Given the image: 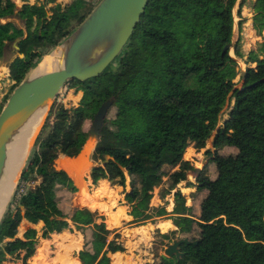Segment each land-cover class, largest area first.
Listing matches in <instances>:
<instances>
[{
  "label": "trees",
  "instance_id": "obj_1",
  "mask_svg": "<svg viewBox=\"0 0 264 264\" xmlns=\"http://www.w3.org/2000/svg\"><path fill=\"white\" fill-rule=\"evenodd\" d=\"M21 1L19 7L15 0H0V60L6 46L17 43L8 77L14 84L0 112L33 66L96 8L89 0ZM245 3L150 0L128 46L103 75L68 85L78 84L75 95L82 93V98L76 106L60 104L49 130L35 143L0 226V264H29L35 256L38 231L22 229L19 234L25 221L43 223L44 240L71 226L83 235L78 260L63 255L59 264H113L110 255L127 251L118 230L108 229L105 215L88 207L102 203L103 197L88 193L86 184L58 168L61 156L81 153L92 109L98 111L111 98L115 104L92 155L95 162H103L106 155L110 161L93 170L94 186L107 180L122 187L135 223L172 220L177 230L158 231L161 245L169 246L177 234L197 242L182 244L179 260L161 255L155 244L158 256L152 264H264V0L253 5V25L263 42L245 59L242 76L230 52L234 47L242 57L239 45L233 44L234 11L239 5L241 30ZM211 139L214 151L207 149ZM191 146L205 150L210 160L199 172L185 159ZM197 172L192 183L189 174ZM182 183L195 189L190 206L179 188ZM157 189L162 204L154 207ZM61 195L79 205H64ZM171 196L174 206L169 211Z\"/></svg>",
  "mask_w": 264,
  "mask_h": 264
},
{
  "label": "water",
  "instance_id": "obj_2",
  "mask_svg": "<svg viewBox=\"0 0 264 264\" xmlns=\"http://www.w3.org/2000/svg\"><path fill=\"white\" fill-rule=\"evenodd\" d=\"M149 1L101 0L85 21L46 55L53 56V67L48 71L35 73L46 57L44 56L12 91L0 112V184L8 162L9 147L22 131L33 119L41 118L42 123L34 137L33 148L29 155L31 156L40 131L61 93L71 82L85 83L103 75L128 46L135 29L146 12ZM229 50L230 46H227L225 52ZM245 73L246 71H242L241 75L244 76ZM114 104L115 98H111L100 106L93 117L83 150L78 156L68 157L69 159H76L87 148L89 149L88 153H91L90 157H92L101 142L106 120ZM29 159L30 157L20 173L19 180ZM109 161L110 157L104 156L101 167H105ZM98 166L91 167L88 177ZM198 172L195 174L196 176ZM18 184L19 182L0 221V226ZM182 244L197 245V242H191L188 238L175 239L164 250V256L168 258L175 256L178 260L181 259L183 253L180 252V246ZM110 257L113 256L110 255Z\"/></svg>",
  "mask_w": 264,
  "mask_h": 264
},
{
  "label": "rangeland",
  "instance_id": "obj_3",
  "mask_svg": "<svg viewBox=\"0 0 264 264\" xmlns=\"http://www.w3.org/2000/svg\"><path fill=\"white\" fill-rule=\"evenodd\" d=\"M37 0H29L30 3H35ZM59 2L63 4H68L72 0H58ZM93 2L96 6L99 4L101 0H89ZM245 6L242 9V16L246 19L245 23L241 26V32L242 34L238 33V26L237 24L240 21V18L238 17V8L239 5L235 8L234 11V18H235V30H234V38H233V44L239 45V51L242 54V57H239L235 53L234 47L231 49L230 54L232 53L237 57L238 63H241V71H246V64H245V59L249 55L251 51H257L261 43L263 42V37H259V33L257 34L256 32L251 31V26L253 25V5L255 0H245ZM15 2L18 4L19 7L23 5L21 0H15ZM258 10V9H256ZM12 21L18 26V27H24L23 23L19 19H12ZM3 22H6L4 20ZM254 27V26H253ZM247 33V34H246ZM264 33V32H263ZM246 34V35H245ZM244 35L249 41V47L243 48V38ZM244 49V50H243ZM17 43L15 44H9V46H6L4 56L1 59L3 63L6 62H11L16 56H17ZM48 57V56H46ZM5 73V70L0 69V77L3 78V74ZM1 84L4 88L2 92L6 91V95L10 92V89L12 85L14 84L8 78H4V81L1 79ZM77 89H81V87L78 84H73L71 87H66L65 91L63 94L60 96L59 100L55 103L54 107L52 108L51 114L48 117L45 125L42 127L40 134L38 137H40L42 134H46L47 131L49 130V126L47 124L50 122H54V118L52 117V113L58 108L60 104L67 105V106H76L79 100L81 99L82 93H79L78 95H75V91ZM4 95V97L6 96ZM4 98L2 97V103H3ZM0 104V107L2 105ZM227 110L228 107L225 108L224 114L222 119L224 120L227 117ZM97 112V109H92L91 112V120H88L86 123V131H89L90 127L92 126V121L93 117L95 116ZM110 114V113H109ZM110 116V115H109ZM222 123V122H221ZM48 124V125H49ZM33 148V147H32ZM207 149L213 150V139H211L208 142ZM235 151V150H234ZM86 152V151H85ZM85 152L82 153L79 157H77L76 160L70 161L66 156H61L58 158V168L65 169L72 177H74L78 182L81 183V185L85 186L86 184V191L88 193H92L93 196H96V189L93 188L92 185L93 182L90 178L88 177V172L90 171L91 167L93 165H102V160L95 162L91 156V153H88L85 155ZM221 153H225L224 149L220 150ZM231 153L232 150H229ZM188 154L185 155V158L190 159V161L193 163L194 167L196 169H203V167L207 164H209V159L205 154V150L201 151V155H198L196 157L193 156V152L189 151L187 152ZM197 153V152H196ZM30 155V154H29ZM32 155V154H31ZM193 156V160L192 159ZM30 157V156H28ZM28 160V158H27ZM56 160V161H57ZM27 163V161H26ZM25 163V164H26ZM209 176L213 175V169L209 170L208 173ZM85 176L87 180H85V183L82 181V177ZM196 175L194 173L189 174V181L192 183H196ZM19 182V181H18ZM104 186L101 188V191L105 193V197L103 198L102 203H96L93 206H88L92 209H99L104 215L107 217V225L108 227H111L109 229L113 230L114 226H117L118 232L121 234L122 237V242L124 246L126 247L127 251L124 254H116L112 257L113 259V264H152L155 259V254H156V245H159V250L158 253L161 255H164V250L168 247L166 246L167 244L164 243L161 245L159 235L157 234L158 231H166L169 226L164 227L162 229L159 225L160 222H164L166 219H159L157 220L156 225L151 226L150 223H145L146 226L143 227H138L140 224L139 223H134L133 218L131 217L130 219L122 220L120 217L122 216V213L125 216V210L122 209L120 210L119 214H114L121 209L122 207H127V202L125 200V195L123 193V188L119 186L112 185L111 182L109 181H100L96 188L99 186ZM186 183L180 184V188H185ZM130 188H128V191ZM195 189H190L186 190L184 189L182 192L185 193L189 199L188 204L189 206L192 205V200H190V194L191 192H194ZM16 193V192H15ZM61 194V193H60ZM15 195V194H14ZM158 195L159 196V190L157 189V192L155 191L154 197ZM61 200L64 203V205L71 207L72 205H79L75 203L74 201H65L63 199V196L61 195ZM154 202H158V198L154 200ZM198 205V200L196 201L195 204V212H198L197 209ZM130 212V208L128 209ZM128 212V214H129ZM122 216V217H123ZM110 219H113L112 221ZM31 228H36L38 231H41L42 224H29L27 222L23 223V226L19 230V234H21V230L23 229L24 232L26 233L28 229ZM142 228H149L147 229V233L142 235L141 233L143 232ZM160 229V230H156ZM76 231L74 228L73 230L66 229L61 233V235H53L51 236L50 240H42L41 238V233L39 232L38 236L34 240V249L36 250V256H34L29 264H59V261L61 259V255H66L68 256L71 260H77L75 258L76 254L82 249L83 244H84V237H82L80 232ZM161 232V233H162ZM80 233V234H79ZM18 234V235H19ZM142 237V238H141ZM147 237V238H146ZM174 240L175 239H181V235H173ZM159 242V244L157 243ZM33 242V241H31ZM60 244V245H59ZM164 245V246H163ZM61 246V247H59ZM44 247V248H43ZM69 247V248H68ZM165 247V248H164ZM41 249L43 252L40 253L38 256V250ZM46 249V250H45ZM47 253V254H46ZM45 255V256H44ZM40 257V258H39ZM36 258V259H35ZM38 258V259H37ZM44 258V259H43ZM63 258V257H62ZM177 258V257H176ZM57 259V260H56ZM62 260V259H61ZM37 261V262H36ZM39 262V263H38Z\"/></svg>",
  "mask_w": 264,
  "mask_h": 264
},
{
  "label": "bare ground",
  "instance_id": "obj_4",
  "mask_svg": "<svg viewBox=\"0 0 264 264\" xmlns=\"http://www.w3.org/2000/svg\"><path fill=\"white\" fill-rule=\"evenodd\" d=\"M53 64H54L53 56L44 57V60L42 61L38 70L35 73L48 71L53 67ZM41 123H42V120L40 117L33 119L27 125V127L22 131V133L18 136L16 141L9 147L8 162H7L5 172H4L3 179L0 184V221L5 211L7 210L8 204L13 196L16 185L19 181L20 173L31 152L34 137L37 134L41 126ZM85 151H86L85 155H87L89 152V149L87 148ZM76 159H69V163L70 161H73ZM61 170H64V169H61ZM37 252H38L37 255L39 256L40 253L43 251L39 249Z\"/></svg>",
  "mask_w": 264,
  "mask_h": 264
},
{
  "label": "crops",
  "instance_id": "obj_5",
  "mask_svg": "<svg viewBox=\"0 0 264 264\" xmlns=\"http://www.w3.org/2000/svg\"><path fill=\"white\" fill-rule=\"evenodd\" d=\"M237 26H238V33H240L241 32V30H240V26H239V23L237 24ZM241 34V33H240ZM234 54L232 53V56H233ZM235 56V55H234ZM236 59H237V57H235ZM9 64H10V62H6V63H3L2 62V60H0V69L1 70H5V73L3 74V78L2 77H0V104L2 103V97L4 98V95H6V91L5 92H2L3 90H4V88H3V86H2V84H1V79H2V81H4V78H8L9 77ZM9 80V79H8ZM81 98H82V96H81ZM80 101V100H79ZM189 151H192L193 152V156L194 157H196V156H198V155H201L200 153L201 152H197V150L193 147V146H191L188 150H187V152H189ZM202 151H204V150H202ZM197 152V153H196ZM188 153H186V155H187ZM193 156H192V159L191 160H193ZM186 159V158H185ZM186 160H189L190 161V159H186ZM101 181H107V180H101ZM100 182V181H99ZM93 186V188H95L97 191H96V196L95 197H97V196H101V197H105L106 195H105V193L104 192H102L101 191V188L102 187H104V186H99L98 188H96V186H94V185H92ZM129 188V187H128ZM179 188H180V185H179ZM181 189V191H183L184 189H186V190H190L191 188H180ZM64 191V190H63ZM156 192H157V190H156ZM183 193V192H182ZM185 194V193H184ZM186 195V194H185ZM156 198H158V202H154V200L156 199ZM189 199V198H188ZM169 201L171 202V205H170V207L168 208L169 209V211H171L172 209H173V206H174V204H173V196H171L170 198H169ZM162 204V201H161V199L159 198V196L158 195H156L154 198H153V200H152V206H154V207H158V206H160ZM188 204V203H187ZM189 205V204H188ZM90 208V207H89ZM92 209V208H91ZM122 209H124L125 210V216H123L124 214L122 213V216L120 217V219L122 218V220H125L126 221V219H130L132 216H130L129 214H128V209H127V207H122L121 209L119 208V210L117 211V212H115L114 214H119L120 213V210H122ZM92 210H99V209H92ZM100 211V210H99ZM101 212V211H100ZM102 213V212H101ZM103 214V213H102ZM104 215V214H103ZM105 217H106V215H105ZM133 218V217H132ZM111 221L113 220V219H110ZM157 220H159V219H157ZM157 220H156V223H157ZM164 220V219H163ZM133 221H134V223H135V220H134V218H133ZM167 221H169L171 224H172V227H170V228H168L165 232L163 231H161L163 234H166V233H169L170 231H173V230H177V228L173 225V223H172V220H165L164 222H167ZM25 222H27V223H29L28 221H25ZM156 223H155V225H156ZM161 223H163L162 221L160 222V224ZM30 224V223H29ZM39 224H42V227H43V223H39ZM106 224H107V217H106ZM137 224V223H136ZM140 224V223H139ZM141 224H145V223H141ZM148 224V223H147ZM151 226H154V224H150ZM107 227H108V225H107ZM117 226H114L113 228L114 229H118V228H116ZM143 227V226H142ZM73 228L74 227H72L71 226V228L69 229V230H73ZM109 228H111V227H108V229ZM36 229V228H35ZM75 229V228H74ZM148 229V228H147ZM146 228H142L141 230L143 231L141 234L142 235H144V234H146L147 233V230ZM111 230V229H110ZM156 230H160V229H156ZM38 231V230H37ZM39 232L42 234V228H41V231H38V234H39ZM63 233V232H62ZM78 233V232H77ZM80 234V233H79ZM53 235H61V234H53ZM52 235V236H53ZM81 236H82V234H80ZM177 235H180V234H177ZM18 236V235H17ZM38 236V235H37ZM83 237V236H82ZM24 238V237H23ZM22 238V239H23ZM42 240H44V239H42ZM48 240H50V239H48ZM174 241V240H173ZM172 241V242H173ZM165 248V247H164ZM126 253V252H125ZM118 254H121V253H118ZM122 254H124V253H122ZM35 255H36V253H35ZM116 255V254H115ZM114 256V255H113ZM158 256V254H155V258ZM62 257H63V255H61V259H62ZM61 259H60V261H61ZM78 260V259H77ZM60 261H59V263H60ZM154 261V260H153ZM30 262V261H29ZM81 263V262H80ZM5 264H21V263H15V262H6Z\"/></svg>",
  "mask_w": 264,
  "mask_h": 264
},
{
  "label": "built area",
  "instance_id": "obj_6",
  "mask_svg": "<svg viewBox=\"0 0 264 264\" xmlns=\"http://www.w3.org/2000/svg\"><path fill=\"white\" fill-rule=\"evenodd\" d=\"M249 26H251V31L253 32H256L257 34H258V32L256 31V29L253 27L254 25H249ZM253 32V33H254ZM242 34V33H241ZM247 34V33H246ZM245 34V35H246ZM243 35V34H242ZM244 35V38H243V40H242V42H243V48H246V47H249L250 45H249V41H248V39L246 38V36ZM259 37H261V35H259ZM263 41V40H262ZM244 50V49H243ZM232 56V55H231ZM233 58H235V56L233 55L232 56ZM236 59V58H235ZM238 62V61H237ZM239 65H240V68H241V63H238ZM65 91V90H64ZM63 91V92H64ZM63 92L61 93V95L63 94ZM60 95V96H61ZM60 98V97H59ZM59 100V99H58Z\"/></svg>",
  "mask_w": 264,
  "mask_h": 264
}]
</instances>
